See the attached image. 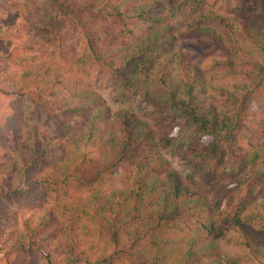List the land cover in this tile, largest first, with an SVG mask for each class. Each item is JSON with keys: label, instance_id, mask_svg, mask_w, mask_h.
I'll return each instance as SVG.
<instances>
[{"label": "trees", "instance_id": "trees-1", "mask_svg": "<svg viewBox=\"0 0 264 264\" xmlns=\"http://www.w3.org/2000/svg\"><path fill=\"white\" fill-rule=\"evenodd\" d=\"M3 249L264 264V0H0Z\"/></svg>", "mask_w": 264, "mask_h": 264}, {"label": "rangeland", "instance_id": "rangeland-1", "mask_svg": "<svg viewBox=\"0 0 264 264\" xmlns=\"http://www.w3.org/2000/svg\"><path fill=\"white\" fill-rule=\"evenodd\" d=\"M180 40L183 44H189V42H196V44L191 45V47L193 48V54L195 57L194 59L198 64H200V66L205 68L207 71L211 70V64L214 62V60L223 59L225 57V53L223 52V50H221L218 47H214L212 50H209L204 47H201V48L198 47L197 46L198 42L197 40L195 41V39L189 40L188 38L181 36ZM9 100H11V98H9ZM239 249L240 248L233 247V246L226 247V251L228 252V254L242 253ZM12 251L13 250H10V249L0 250V263L1 264L5 263L6 257L8 255H11Z\"/></svg>", "mask_w": 264, "mask_h": 264}]
</instances>
